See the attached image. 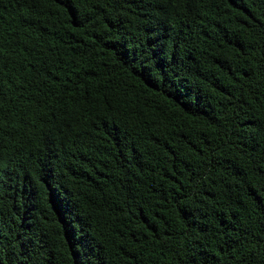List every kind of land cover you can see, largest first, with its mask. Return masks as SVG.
Here are the masks:
<instances>
[{"label": "trees", "instance_id": "obj_1", "mask_svg": "<svg viewBox=\"0 0 264 264\" xmlns=\"http://www.w3.org/2000/svg\"><path fill=\"white\" fill-rule=\"evenodd\" d=\"M0 264H264V0H0Z\"/></svg>", "mask_w": 264, "mask_h": 264}]
</instances>
